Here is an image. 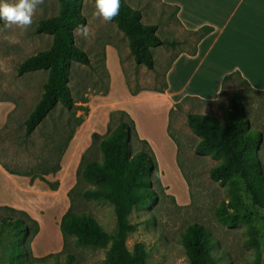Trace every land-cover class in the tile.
Returning <instances> with one entry per match:
<instances>
[{
  "label": "rangeland",
  "instance_id": "obj_1",
  "mask_svg": "<svg viewBox=\"0 0 264 264\" xmlns=\"http://www.w3.org/2000/svg\"><path fill=\"white\" fill-rule=\"evenodd\" d=\"M126 2L141 11L142 22L158 25L157 34L162 39L176 40L179 43L175 46L153 47L155 60L153 69H148L145 65H137L130 53L127 37L119 30L116 23H104L97 19L94 16L95 2L83 0L82 10L87 18V25L94 35L85 39L75 32L76 44L88 53L91 62L89 65L75 62L70 74L69 86L78 108L69 111L58 103L51 114L29 136L25 134L24 120L42 94L47 71L37 70L18 75L17 68L28 56L50 47L52 35L37 33L36 26L41 19L59 12V1L44 0L33 18L32 26L26 31L15 27L6 29L3 21H0V101L10 100L15 106L7 115L5 123H2L3 113L0 108V125L2 123L0 129L6 125L0 132V162L16 172L44 174L56 165L57 147L70 135L71 130L75 127L76 134L82 129V124L76 128L78 119L83 117L86 122L93 112L94 119L98 122L99 115L104 114L108 107L112 112L117 110L114 108L116 103L127 106L130 96L124 78L130 89L138 92L143 88H164L166 70L178 54L190 53L194 49L197 36L180 26L175 8L166 5L163 0H126ZM108 45L119 49L118 60L114 54H111L109 64L106 59ZM227 87L230 91L233 90V94L237 93L243 99L251 123L262 133L259 152L264 164V92L251 90L240 78H233ZM110 89L112 93L108 98ZM131 90L132 95H137ZM130 106L139 109L137 104ZM226 108V106L220 107L219 118H222ZM195 110H198L195 106L188 108L182 104L176 105L172 113V124L175 123L173 130L181 140L186 141L185 144H181L180 164L190 184V194L185 193L177 180L172 177L173 183L177 185L175 193L165 190L153 207L133 211L131 221L137 224V230L128 237V246L133 249L137 242L144 243L148 252V264H190L181 233L191 223L199 222L205 225L213 237V253L216 258L213 264H254L258 253L259 264H264V208L253 203L244 184H242V195L245 207L238 213L249 214L254 219L259 230V252L255 247L247 245L248 234L245 223L227 227L216 218V207L229 198L228 185H222L210 177V169L220 161L218 158L209 154L197 155L192 151V145L195 146L196 140L191 139L190 136L196 134L187 124V114ZM116 122L117 119H114L112 126ZM71 155L72 153L69 154L67 162L71 160ZM93 158H102L97 145L87 153L85 163ZM79 166L76 170V179ZM67 173L68 177H72V169L67 170ZM50 175L52 174L46 177ZM67 176L65 179H68ZM55 180L57 179L52 181ZM23 184L21 180L13 181L0 176L1 195L18 200L26 207V211L41 222L43 233L37 240V253H45L48 250L52 251L47 252L49 254L62 255L60 259L53 256L48 262H42L39 259L47 254L36 255L33 240L32 255L37 259L29 258L28 264H64L68 253L75 256V264H106L108 248L78 246L73 236H70L65 247L63 240L62 249L54 248L55 244L59 243L58 233L61 231L60 213L55 211L58 197L52 194V190L43 181L31 187L30 191H23L21 188ZM88 186L83 180L77 184L73 195V210L95 214L102 227L113 235L117 229L114 206L104 200L84 198L82 192ZM179 189L182 192H178ZM188 196H190L188 203L182 204L184 198ZM6 213L0 209V264H11L15 244L18 247L22 244V239L15 237L16 232L13 229L3 231L2 217ZM50 238L54 241L48 243Z\"/></svg>",
  "mask_w": 264,
  "mask_h": 264
},
{
  "label": "trees",
  "instance_id": "obj_2",
  "mask_svg": "<svg viewBox=\"0 0 264 264\" xmlns=\"http://www.w3.org/2000/svg\"><path fill=\"white\" fill-rule=\"evenodd\" d=\"M58 1L59 12L41 19L36 26L37 33L52 35L50 47L28 56L17 68L18 75L37 70L47 71L42 94L24 120L27 136L36 130L58 103L69 111L78 108L69 86L70 74L75 62L85 65L91 63L88 53L76 44L74 31L79 25L87 24V18L82 10L83 0ZM174 8L177 14L178 7ZM141 16L139 9L128 4L126 0H121L120 14L112 22H115L127 37L130 53L136 64L153 69L155 60L152 48L162 45L175 46L179 42L162 39L157 34L158 25L142 22ZM213 29L210 25H204L190 31V34L197 36L190 54H196L198 43ZM231 76L225 77L224 85ZM157 90L163 91V88ZM131 92L137 94L138 90ZM187 99L188 97L184 100ZM114 119H117V122L112 126ZM83 122V117L78 119L76 128ZM187 124L190 130L200 137L194 147V153L209 154L220 160L210 169L211 179L228 185L229 198L216 207V218L227 227L245 223L247 245L255 247L259 252V230L254 219L249 214L238 213L245 207L242 184L251 195L253 203L264 208V164L259 152L263 137L260 130L251 123L243 99L234 93L222 118L215 114L189 112ZM5 127L6 125L0 132ZM75 131L74 127L70 135L57 147V163L52 170L44 174L16 172L1 163L10 173L30 177L32 184L36 179H40L51 190H57L60 182L49 180L46 175L56 174L61 169L62 157ZM95 145L99 147L102 158H93L85 163L87 153ZM81 180L89 185L82 192L84 198L104 200L114 206L117 229L113 235L102 227L95 214L73 210L74 191ZM167 189L161 180L156 155L148 141L139 136L135 120L126 110L112 111L107 133L104 135L92 133V145L81 157L77 183L68 193L71 206L59 222L64 247L70 236H73L78 246L108 248L106 264H148V252L144 243L137 242L133 249L128 246V237L137 230V224L131 221V215L135 209L153 207ZM0 209L7 212L2 217L3 231L13 229L16 232L15 237L22 239L19 247L16 244L14 246L11 264H28L29 258H36L32 255V242L40 232L39 221L24 209L8 205L0 206ZM181 236L190 264L216 262L213 237L204 224L191 223ZM53 256L60 259L62 255L51 253L39 260L48 262ZM75 262L76 258L72 253L66 254L64 264ZM259 262L258 253L254 264Z\"/></svg>",
  "mask_w": 264,
  "mask_h": 264
},
{
  "label": "crops",
  "instance_id": "obj_3",
  "mask_svg": "<svg viewBox=\"0 0 264 264\" xmlns=\"http://www.w3.org/2000/svg\"><path fill=\"white\" fill-rule=\"evenodd\" d=\"M163 1L168 6L178 7L177 20L182 28L193 31L204 25H210L214 29L198 43L196 54L182 52L174 58L165 72L166 86L163 91L157 88H143L137 95H132L130 86L124 78L130 99L126 107L116 103L114 108L126 110L135 120L139 136L148 141L156 155L161 180L168 188L167 190L172 193L176 192L177 185L172 181L174 177L189 195L191 187L180 165L181 144H185L186 141L181 140L173 130L175 126V123L172 124L174 107L182 104L188 108L195 106L198 110L192 112L219 116L220 107H228L233 95V90L230 91L227 87L233 78H240L253 91L264 92V0ZM111 54H114L116 59L119 58V49L108 45L106 48L108 64ZM229 75L232 76L226 80L224 85V79ZM109 93L108 98L111 96V89ZM186 97L188 99L184 100ZM130 104H137L139 109L132 108ZM14 107V103L10 100L0 101L3 113L2 123L6 122L7 115ZM110 112V107H108L104 114H98L97 123L94 119L95 113L92 112L90 118L82 123V144L79 145L81 133L78 131L63 155L61 169L55 175L47 176L49 180L57 179L60 182L59 188L52 190V194L59 200V203L55 205L56 213H60L59 220L71 206L68 193L76 185V170L82 155L92 145V133L98 132L102 135L107 133ZM190 137L196 140V144L200 140L198 135ZM78 145L79 148H77ZM194 147L193 144L192 151ZM71 153V160L67 162ZM71 169L73 175L68 177L66 170ZM0 176L13 181L21 180L24 183L21 187L23 191H30L31 187L41 181L36 179L32 184L30 177L9 173L1 162ZM66 176L68 179H65ZM178 192H182L181 189ZM189 198L190 196L185 197L182 204H187ZM5 205L26 209L18 200L2 196L0 191V206ZM39 223L40 232L34 239V252L36 255H48L52 251L37 253L36 250V242L42 229L41 222ZM58 234L59 243H56L54 248L60 250L63 235L61 231Z\"/></svg>",
  "mask_w": 264,
  "mask_h": 264
},
{
  "label": "clouds",
  "instance_id": "obj_4",
  "mask_svg": "<svg viewBox=\"0 0 264 264\" xmlns=\"http://www.w3.org/2000/svg\"><path fill=\"white\" fill-rule=\"evenodd\" d=\"M43 3L44 0H0V21L6 29L15 27L26 31ZM120 9L121 0H95L94 16L104 23H111L120 14ZM74 31L85 39L94 35L87 24L79 25Z\"/></svg>",
  "mask_w": 264,
  "mask_h": 264
},
{
  "label": "bare ground",
  "instance_id": "obj_5",
  "mask_svg": "<svg viewBox=\"0 0 264 264\" xmlns=\"http://www.w3.org/2000/svg\"><path fill=\"white\" fill-rule=\"evenodd\" d=\"M99 120V119H98ZM95 123H97V121H95ZM80 133H81V140H79V145L80 144H82V129H81V131H80ZM79 133V134H80ZM79 145H78V147L77 148H79ZM70 163V162H69ZM67 171V170H66ZM57 203H59V200H56V202H55V204H57ZM42 233H43V230H41V233L39 234V237L42 235ZM39 237H38V239H39ZM54 241V239L53 238H50V239H48V243H51V242H53ZM37 243V242H36Z\"/></svg>",
  "mask_w": 264,
  "mask_h": 264
}]
</instances>
